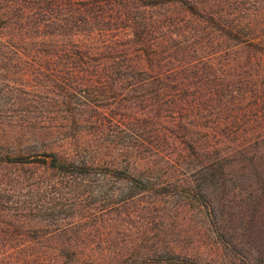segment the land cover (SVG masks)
Here are the masks:
<instances>
[{"label": "trees", "instance_id": "trees-1", "mask_svg": "<svg viewBox=\"0 0 264 264\" xmlns=\"http://www.w3.org/2000/svg\"><path fill=\"white\" fill-rule=\"evenodd\" d=\"M9 48L35 57V66L45 58L31 87L40 82L57 107L56 116L26 123L60 130L79 151L0 153V164H34L64 178L125 162L119 172L138 170L123 178L146 191L153 178L139 161L148 170L154 153L172 147L183 153L163 156L169 161L193 156L208 176L222 166L250 171L264 192V173L253 172L264 166L256 162L264 159V0H0V51ZM128 120L154 128L153 140L116 148ZM133 149L147 154L136 162ZM116 150L125 157L118 161ZM21 186L22 178H0V264H83L73 246L46 252L30 243L68 231H41L46 208L33 225L9 220V205L26 210L10 202Z\"/></svg>", "mask_w": 264, "mask_h": 264}, {"label": "rangeland", "instance_id": "rangeland-1", "mask_svg": "<svg viewBox=\"0 0 264 264\" xmlns=\"http://www.w3.org/2000/svg\"><path fill=\"white\" fill-rule=\"evenodd\" d=\"M3 33L7 40L10 30ZM34 60L22 51H0V153L74 156L79 150L63 132L26 123L28 117L52 118L58 113L55 99L49 98L40 82L32 90L36 68L46 71L44 57L42 65L39 56L36 66ZM148 127L144 129L142 121L128 120L119 128L116 148L134 144L136 138L153 140L154 128L148 131ZM120 150L115 151L118 161L125 157ZM182 153L172 147L154 153L148 170L138 160L147 153L134 149L128 153L153 178L146 191L131 178H123L138 170L131 164L119 172L126 169L125 162L119 168L75 171L64 178L34 164H0V178L19 177L24 184L17 191L21 198L10 202L26 210L22 213L14 203L9 205V220L21 218L33 225L39 220V209L46 208L40 216L45 226L41 231H68L58 236L52 232L41 242L31 239L30 243L46 252L51 247L73 246L83 264H264V225L255 232L258 221L264 219L263 180L250 171L240 173L226 166L208 176L197 171L200 163L193 156L177 163L165 159ZM256 162L264 164L263 157ZM253 172L262 176L264 166ZM3 198L7 200L6 195Z\"/></svg>", "mask_w": 264, "mask_h": 264}]
</instances>
